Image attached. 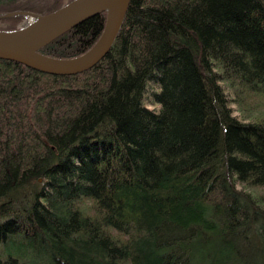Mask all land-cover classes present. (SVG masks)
Returning <instances> with one entry per match:
<instances>
[{
    "label": "trees",
    "instance_id": "16d2710c",
    "mask_svg": "<svg viewBox=\"0 0 264 264\" xmlns=\"http://www.w3.org/2000/svg\"><path fill=\"white\" fill-rule=\"evenodd\" d=\"M104 19L38 52L77 56ZM236 183L264 187V0H129L71 75L0 59V264H264V195Z\"/></svg>",
    "mask_w": 264,
    "mask_h": 264
},
{
    "label": "water",
    "instance_id": "95a60500",
    "mask_svg": "<svg viewBox=\"0 0 264 264\" xmlns=\"http://www.w3.org/2000/svg\"><path fill=\"white\" fill-rule=\"evenodd\" d=\"M129 0H71L40 15L31 12H3L0 17L24 14L29 21L15 30H0V59L15 61L31 69L71 75L95 65L109 50L121 26ZM104 12L102 30L83 53L70 58H54L38 52L52 39L82 21Z\"/></svg>",
    "mask_w": 264,
    "mask_h": 264
},
{
    "label": "rangeland",
    "instance_id": "374dc122",
    "mask_svg": "<svg viewBox=\"0 0 264 264\" xmlns=\"http://www.w3.org/2000/svg\"><path fill=\"white\" fill-rule=\"evenodd\" d=\"M29 21V19H25V20H23V21H21V22H19L18 24H17V27H20V26H22V25H24L25 23H27ZM4 26H6V24L5 23H0V28H2V27H4ZM230 107L232 108V114L233 115H235V116H237V117H241L243 114H244V112H242V111H240V108H238V106L237 105H235L233 102H231V104H230ZM236 188L237 189H242L243 191H250V192H254L255 194H261V195H264V187H256V188H252V189H250V188H248V187H246L245 185H242V184H240V183H236Z\"/></svg>",
    "mask_w": 264,
    "mask_h": 264
}]
</instances>
